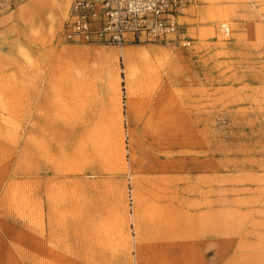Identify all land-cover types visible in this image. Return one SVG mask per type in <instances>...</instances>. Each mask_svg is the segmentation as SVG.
<instances>
[{
    "label": "rangeland",
    "instance_id": "obj_1",
    "mask_svg": "<svg viewBox=\"0 0 264 264\" xmlns=\"http://www.w3.org/2000/svg\"><path fill=\"white\" fill-rule=\"evenodd\" d=\"M72 1L0 0V264H264V0L178 49L65 44Z\"/></svg>",
    "mask_w": 264,
    "mask_h": 264
},
{
    "label": "built area",
    "instance_id": "obj_2",
    "mask_svg": "<svg viewBox=\"0 0 264 264\" xmlns=\"http://www.w3.org/2000/svg\"><path fill=\"white\" fill-rule=\"evenodd\" d=\"M196 0H73L59 32L65 44L112 46L152 43L178 49L191 41L179 18Z\"/></svg>",
    "mask_w": 264,
    "mask_h": 264
},
{
    "label": "bare ground",
    "instance_id": "obj_3",
    "mask_svg": "<svg viewBox=\"0 0 264 264\" xmlns=\"http://www.w3.org/2000/svg\"><path fill=\"white\" fill-rule=\"evenodd\" d=\"M224 27H225V25H222V28H224ZM226 31H227V30H226ZM125 69H126V68H125ZM128 70H129V69H128ZM118 112H119V111H118ZM120 158H121V156H120ZM121 160H122V159H121ZM121 160H120V161H121ZM120 161H119V162H120Z\"/></svg>",
    "mask_w": 264,
    "mask_h": 264
}]
</instances>
